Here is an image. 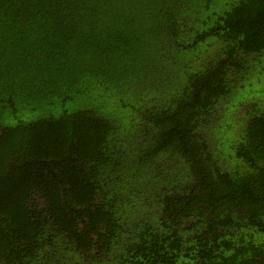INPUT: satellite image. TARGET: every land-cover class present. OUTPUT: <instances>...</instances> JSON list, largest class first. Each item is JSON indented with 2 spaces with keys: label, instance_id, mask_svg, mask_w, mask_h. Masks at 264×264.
Segmentation results:
<instances>
[{
  "label": "trees",
  "instance_id": "1",
  "mask_svg": "<svg viewBox=\"0 0 264 264\" xmlns=\"http://www.w3.org/2000/svg\"><path fill=\"white\" fill-rule=\"evenodd\" d=\"M0 264H264V0H0Z\"/></svg>",
  "mask_w": 264,
  "mask_h": 264
}]
</instances>
